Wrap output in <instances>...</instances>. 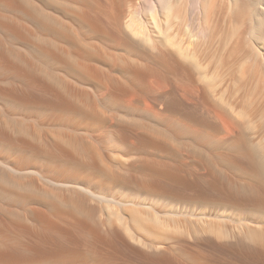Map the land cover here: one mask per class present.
<instances>
[{"label": "bare ground", "instance_id": "obj_1", "mask_svg": "<svg viewBox=\"0 0 264 264\" xmlns=\"http://www.w3.org/2000/svg\"><path fill=\"white\" fill-rule=\"evenodd\" d=\"M249 2L0 0V163L32 173L0 179V264H97L91 256L105 264H264V220L255 214L264 211V0ZM185 6L194 22L186 44L170 31ZM89 33L131 54L106 51ZM200 68L211 80L230 74L227 108L193 82ZM141 88L170 96L145 106L152 123L110 107L142 108ZM17 107L49 112L39 118ZM204 115L226 118L227 133ZM204 140L228 151L206 152ZM121 148L133 155L121 159ZM165 197L221 202L239 224L207 211L168 215L158 202Z\"/></svg>", "mask_w": 264, "mask_h": 264}, {"label": "rangeland", "instance_id": "obj_2", "mask_svg": "<svg viewBox=\"0 0 264 264\" xmlns=\"http://www.w3.org/2000/svg\"><path fill=\"white\" fill-rule=\"evenodd\" d=\"M135 1H137V2H141V0H135ZM218 1V5H220V3H221V6H220V8H224V6L226 5V2L228 3L229 1L228 0H217ZM225 1V2H224ZM245 1H247V4H248V2L250 1V0H242V3H244ZM252 1V0H251ZM250 3V2H249ZM223 4H225V5H223ZM51 6V7H50ZM53 5L52 4H50L49 5V7L51 8V9H54L55 7H52ZM185 7H188V8H184L185 10H186V15L184 16V18H183V16H182V18H173L174 20L170 23L171 24V29H170V31L175 35V36H177L176 38L179 40L180 39V41L181 42H183V43H188L189 42V40H191L192 39V37L190 36L189 37V35H192L193 33L192 32H194V31H192V30H194L193 28H194V22L192 21V10H190V7L189 6H185ZM189 12H191V13H189ZM148 16V15H147ZM147 16H145L144 15V20H143V23H144V25L146 26V28L147 29H149L150 27H152L151 26V24H150V22H149V19H146L145 17H147ZM186 16H188V17H186ZM149 17V16H148ZM162 18H163V15H162ZM186 26H188V27H186ZM191 26H192V28H191ZM181 28V29H180ZM190 28L192 29V30H190ZM151 29V28H150ZM180 30V31H179ZM182 30V31H181ZM176 32V33H175ZM192 33V34H191ZM89 36H90V38L91 39H93V40H97L96 42H98V43H102L101 45H103L102 47H103V49H105L106 51H110L111 49V51H115V52H121L120 54H122V55H130L131 54V52H129V49L128 48H126V46L125 45H123L122 43H120V42H118V41H113V40H111V39H109L108 40V38H106L105 37V39H104V36H97V35H95L94 33H93V35H92V33H89ZM93 37V38H92ZM103 38V39H101V38ZM95 38V39H94ZM189 38V39H188ZM184 39V40H183ZM103 40V41H102ZM108 40V41H107ZM261 45V46H260ZM260 45H258L259 47H261L262 48V44H260ZM105 46V47H104ZM117 46V47H116ZM122 46H123V48H122ZM125 47V48H124ZM140 49H138V57H141L142 56V54L140 53V52H142V50H143V52H145L146 53V50L144 49V48H142V47H139ZM123 49L125 50V52L127 53H125L124 51H123ZM210 49V48H209ZM205 49L203 52V57H204V60H206L207 59V52L208 51H212V49ZM128 50V51H127ZM263 52H264V50L263 49H261ZM131 56H133V57H135L134 55H131ZM148 55H146L145 57V59H146V61L147 62H149L150 64H153L154 63V58L152 57V56H148ZM152 58V59H151ZM148 59H150V60H148ZM208 60V59H207ZM100 62H103V64L105 65V66H107V67H109V68H111L112 70H113V73L116 75V76H119V77H122V76H124V72L122 71V69H120V68H118V66H114V67H116V68H114L113 67V65H111V64H109L108 62H106V61H102V60H99ZM153 61V62H152ZM156 61V60H155ZM156 63V62H155ZM154 63V64H155ZM215 67L214 66H212V70H215L214 69ZM200 70H202V71H200ZM199 71V72H198ZM117 72V73H116ZM198 73L197 74V76H196V74L195 73ZM202 73V75L200 76V74ZM205 73H206V71L204 70V69H198V70H196L195 72H194V79H193V82H194V80H195V84H199V85H202V86H204V87H206L205 88V90L206 91H208L209 93H211V94H209L208 93V97L211 95V97H210V100L209 101H212V102H214V103H216V104H221L222 106H223V108L224 107H228V105L226 104V103H228V101L226 102V103H224V104H226V105H224L223 103H221L222 101L223 102H225L224 101V99H228L229 101H231L232 100V94H231V92H230V86H229V83H227V82H229V81H226V80H228V78L230 77L229 75V73H226L225 74V76L223 77V78H221V77H219V78H215V80H211V79H209V78H211V77H209L208 79L205 77ZM118 74V75H117ZM78 76V77H77ZM171 76H172V74H171ZM76 78H77V80L79 81V85L81 84L82 85V87H89V88H86V89H88V90H90V91H93V93H96V95H98L99 97H103V98H108V95L107 94H105V89H103L102 87L100 88L99 86H98V84H96L95 82H91V81H88L87 79H85L84 81H83V79L84 78H82L81 76H79V75H76L75 76ZM197 77H199V78H197ZM204 77V78H203ZM221 78V79H220ZM225 78H226V80H225ZM204 79V80H203ZM226 81H224V80ZM208 80V81H207ZM82 81V82H81ZM200 81V82H199ZM81 82V83H80ZM84 82V83H83ZM220 82V83H219ZM225 82V83H224ZM92 83V84H91ZM172 83L176 86V87H184L185 85V87H184V89H186V91H189L190 89H191V84H184V83H182L181 81H179V80H177V79H174V78H172ZM206 83V84H205ZM94 84V85H93ZM80 85V86H81ZM87 85V86H86ZM96 85H97V88H96ZM189 85V86H188ZM209 85V86H208ZM94 88H93V87ZM190 87V88H189ZM207 87H208V89H207ZM210 87V88H209ZM221 87V88H220ZM91 88V89H90ZM211 88H213V89H211ZM144 88H141L140 90H139V95H141L140 97L141 98H145L144 100L142 99V102L144 101V103H142L141 105H144V106H142V108L140 107H138V108H130V109H125V108H123V107H121V106H110V107H113V108H115L116 109V111L118 112V114H120V115H122V116H129V117H132V118H135V119H138V120H143V119H145V120H143V121H146V122H148L149 120V122H154V111L153 110H151L150 112H152L153 111V113H147V114H145L146 112H144V108L145 109H147L145 106H149L150 105V102H152V101H155V102H161V101H170V96L167 94V93H164L163 91H160L159 93L158 92H154V91H150V90H147V89H144ZM220 91H219V90ZM229 89V90H228ZM94 90H96V91H94ZM210 91H212V92H210ZM98 92V93H97ZM180 92V93H179ZM178 92V95L181 97V98H183V99H185V100H190V95L187 93V92H184V91H179ZM214 92H216V96L217 97H220V98H218V99H215L213 96L215 95V93ZM103 93V94H102ZM212 93H213V95H212ZM218 93V94H217ZM221 94H224V96H226L224 99H222L221 98ZM100 95H102V96H100ZM147 95H149V96H147ZM229 96V97H228ZM148 98H150V99H148ZM214 98V99H213ZM104 99V100H105ZM219 99H222L221 101L219 100ZM149 100V101H148ZM214 100V101H213ZM216 100V101H215ZM220 101V103H218V101ZM1 101V100H0ZM106 101V100H105ZM148 101V102H147ZM149 103V104H148ZM215 105V104H214ZM119 107V108H118ZM150 108V106L148 107V109ZM225 108V109H226ZM17 109V111H20V112H28L30 109V112H33V113H35V114H37V116H39V118H44L46 115H48L47 113L49 112L48 110H45V109H42V108H20V110H18L19 109V107H17L16 108ZM25 109V110H24ZM34 109V110H33ZM124 109V110H123ZM133 109V110H132ZM135 109V110H134ZM139 109V110H138ZM38 110H40V111H38ZM42 110H44V111H42ZM127 110V111H126ZM143 110V111H142ZM46 111V112H45ZM133 111V112H132ZM137 111V112H136ZM141 111V112H140ZM133 114H132V113ZM135 112V113H134ZM144 112V113H143ZM41 113V114H40ZM140 114V115H139ZM142 114H144V115H142ZM200 114V113H199ZM202 115V114H201ZM152 118H151V117ZM47 117V116H46ZM202 117H204V120L206 119V121H211V122H215L220 128H221V130H222V133L225 135L226 133H227V122H225L226 121V118L224 119V118H219V117H206L205 115L204 116H202ZM141 118V119H140ZM214 119H215V121H214ZM148 120V121H147ZM172 120H177V118H173ZM166 124H168L167 122H166ZM221 125V126H220ZM226 131V132H225ZM222 135V134H221ZM205 141V140H204ZM205 142H207V141H205ZM213 147V148H211V147ZM227 146V147H226ZM218 147H219V149H218ZM218 147H216L215 145H214V143L212 144V142L210 143H208L207 142V144H204V146H203V148H204V150H206V152H209V153H213L214 151H224V152H226V151H228V148H229V146L227 145V144H224V145H222V146H218ZM225 149H224V148ZM207 148V149H206ZM215 148H216V150H215ZM213 149V150H212ZM121 151H122V155H120V157H121V159L123 158V159H126L127 157H131V155H133V152H128L125 148H121ZM129 153H131V154H129ZM123 156H125V157H123ZM30 159V158H29ZM183 159V161L184 160H186L185 158H182ZM181 159V160H182ZM26 161H28V157L25 159ZM31 160V159H30ZM42 160H43V158H42ZM30 162V161H29ZM16 171V172H15ZM20 170H15V169H13V168H11V167H9L8 165H6V164H2V163H0V179H2V180H4L5 178V180H7L9 177H15V178H21V179H26L29 175H32V173L31 172H29V171H27V170H22L21 172H19ZM12 173L14 174V175H12ZM55 186H57V187H61V183H57ZM63 186V185H62ZM64 187V186H63ZM83 191V190H82ZM119 191V192H118ZM120 192H122L120 189H114L113 190V194L115 193V194H117L119 197H118V199H121V196H122V198H123V194L122 193H120ZM156 199H158V198H156ZM192 198H189V199H181V200H177V199H172V198H162V199H159L158 200V202H160V203H165V204H167L166 206H164V209L163 210H165L166 211V209H167V213L166 214H168V215H172V212L174 213V211H172V210H174V209H176V208H179V213H183L184 215H186V214H188L189 216V218L191 217L192 219H193V214H194V216H195V214L196 215H200V214H202V213H205L206 211V213L208 214V212H209V214H211V217H215V216H222L223 215V217H221V218H223V220L225 221V223L229 226V227H231V228H234V227H236L238 224H239V222L236 220L237 219V216L235 215L236 214V211L234 210H232V208L230 209V207L229 206H226V205H224L223 203H221V202H218V201H210V200H199V199H195V198H193L192 200H191ZM167 200V201H166ZM191 200V201H190ZM102 202H104V203H101L102 204V207H103V211H105V213L106 212H108V211H110L111 212V208H112V206H113V204L111 203H109L108 201H106V203H105V201H102ZM217 202V203H216ZM185 203H188V204H185ZM176 204H178V205H176ZM205 205V206H204ZM160 205H158L157 204V207L158 208H160L159 207ZM222 206V207H221ZM163 207V206H162ZM184 207V208H183ZM186 207V208H185ZM192 207V208H191ZM229 207V208H228ZM174 208V209H173ZM196 209V210H195ZM149 210V212L150 213H155L156 211L155 210H153V209H151V211H150V209H148ZM148 210H146V211H148ZM195 212H194V211ZM170 211H171V214H169L170 213ZM232 211H233V213H232ZM110 212L109 213H107V214H110ZM148 213V212H147ZM149 213V214H150ZM227 213V214H226ZM164 214V213H163ZM233 214V215H232ZM255 214H256V216L258 217V215H259V218L258 219H260V217H261V220H264V211H261V212H255ZM190 215H192V216H190ZM225 217V218H224ZM194 218H196V217H194ZM263 218V219H262ZM232 219H233V221H232ZM226 220H227V222H226ZM90 257V256H89ZM89 257H87L88 259H86V260H88V261H90L91 262V259H92V262L94 263H97V264H105L106 262L104 261V260H98L97 258H95L94 256V258L91 256L90 258ZM96 259H97V261H96ZM251 259V260H250ZM249 259V261H251V262H249V263H251V264H254L255 262H257V259L256 258H250ZM102 261L103 262H105V263H102ZM91 262V263H92ZM99 262V263H98ZM119 262V261H118ZM108 264V263H107Z\"/></svg>", "mask_w": 264, "mask_h": 264}]
</instances>
